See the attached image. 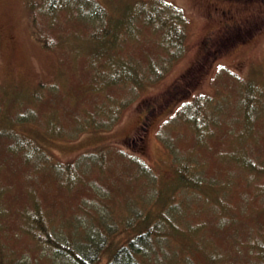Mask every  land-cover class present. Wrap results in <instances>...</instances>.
<instances>
[{
	"label": "rangeland",
	"instance_id": "obj_1",
	"mask_svg": "<svg viewBox=\"0 0 264 264\" xmlns=\"http://www.w3.org/2000/svg\"><path fill=\"white\" fill-rule=\"evenodd\" d=\"M54 1L52 10V0H0L1 244L24 261L19 264H74L61 253L38 247L27 235L34 216H42L52 233L66 236L84 234L100 212L128 217L149 201L159 175H170L173 157L176 163L202 166L196 172L203 190L229 188L228 200L221 198L214 213L209 205L198 211L194 202L178 211L191 220L192 232L199 233L194 242L184 243V248L203 247L195 255L197 264H208L207 248L219 255L215 264H264V178L249 186L245 176L264 174V104L254 99V93L264 96V3L242 13L258 20L234 33L250 34L247 40L213 56L200 83L186 94L192 97L174 107L176 112L193 101L192 109H185L193 120L194 107L207 104V116L194 121L198 134L193 136L178 112L165 123L172 108L150 123L140 151L125 137L137 132L142 99L166 89L197 61L203 47L208 45L209 54L217 46L206 38L216 26L208 15L213 4ZM175 5L185 8L183 55L154 84L138 91L123 84L137 76H155L180 53V43L163 38V15L171 19ZM168 47H175L172 54ZM181 195L188 198L187 191ZM158 244L154 241L148 250L158 258L147 264H166ZM167 248L170 253L182 250L176 241ZM43 258L47 261L40 262ZM104 262L105 257L96 264ZM180 262L168 258L169 264H186Z\"/></svg>",
	"mask_w": 264,
	"mask_h": 264
},
{
	"label": "trees",
	"instance_id": "obj_2",
	"mask_svg": "<svg viewBox=\"0 0 264 264\" xmlns=\"http://www.w3.org/2000/svg\"><path fill=\"white\" fill-rule=\"evenodd\" d=\"M226 2L237 6L239 10H247L249 7H253V5L258 3L263 4L264 0H226ZM55 3V1L51 2L52 8L56 7V5H54ZM209 3L213 4V1L210 0ZM175 7L176 9L175 12L172 13L173 17L171 19L168 15H163V19H165L163 38L167 41L176 40L180 43V53L168 61L164 70L161 72L157 70L155 74L151 73L155 76H137L132 81H129V83L128 81H121L123 84L127 83L138 91V88L147 87L153 82L156 83L163 79L162 77L168 71L172 61L174 64V62L183 55L186 50L185 13L180 6L175 5ZM236 10L237 9L232 10L231 14L226 13V16L217 14L211 16L212 10L208 13L209 17L216 21V26L210 30L206 38L211 39L212 42L217 44L216 47L219 49V52H221L223 48L230 49L232 48L230 46L244 40L243 35L234 36V33H236L240 25L245 23V21L243 22V20L239 18V15L244 10L239 12ZM140 12L146 13L143 11ZM148 20H151V18L148 17ZM222 23H227V26H221ZM174 48L175 47H168L166 50L172 54L175 50ZM207 49L203 47L201 54L198 55L199 57L197 61L192 64V67H187L166 89L160 91L158 94L156 93L152 98L142 99L140 104H142L141 109L143 114L137 125V132L125 137L129 144L141 151L144 147L142 137L143 134L146 133L150 123L153 122L154 124L158 115L161 117L165 112L169 113L172 108L173 113L171 117L167 116L165 123L170 121L178 112L177 117H183L180 120H183L190 126L191 131L194 133L193 136L198 134L199 130L194 121L196 118L207 116V104L201 103L194 107L195 117L193 120L192 114L187 113L189 110H185L190 107L189 101L183 106L181 104L176 112L174 111V107L179 104L177 102L183 103L187 101L185 99V94L193 85L197 86L200 83L202 74L206 72L204 69L207 67L202 69V66L209 64L210 60L213 58L212 52L209 54L206 53ZM151 70L154 71L155 67L153 66ZM254 95L255 100L259 97L261 100L260 102L264 104V96H262L261 93L260 95L254 93ZM122 107L123 105H120L115 108V112L118 111V114L115 116L116 120L119 119L122 114ZM134 153L139 155L137 152ZM136 154L132 155V157L137 160L139 157L136 156ZM172 160L175 164L172 163L173 167H170V175H159V180L155 182V184L157 183L155 186L157 190L149 192V201L143 204L141 209L131 212L130 216L127 217L124 214H119L115 217L111 213L100 212L101 217L94 214L97 221L94 222V220L91 219V226L84 234L66 236L57 232L52 233L49 223L42 216L37 215L34 216L33 221L26 227L27 235L36 241L38 247H48V249L57 254L61 253L60 255H62L63 258L71 259L74 264H96L104 257L105 262L103 264H147L152 259L156 260L158 258V255H153V258L151 252H148V250L150 251L149 247L153 245L154 241L160 242L161 246L158 244L157 248H160L161 252L166 254L164 263L169 264L168 258L171 257L172 260H181L180 263L197 264L195 255L199 250H202L203 247L195 245L184 248V243L187 240L194 242L196 236L199 237V233L192 232L190 227L193 223L184 215L179 214L178 211L183 206L190 205V202H194V206L198 211L200 208H205L206 205H209L210 209L208 210L214 213L216 204L221 203V198L228 200L227 193L229 188L219 185L217 188L212 186L208 190H203L197 186L200 176L196 170L202 167L199 163L191 162L188 164V162L184 161L176 163L173 157ZM206 174L212 175L208 172H206ZM194 175L195 180L193 178ZM245 176L249 181V183L246 182L249 186L264 178L262 172H248ZM177 179H179V182L172 187V182ZM162 181L167 184L163 186L164 183L162 184ZM171 187L172 189L170 190ZM184 191H187L188 198L181 195ZM209 198L212 200L210 201ZM217 199L220 202H216ZM200 203L203 207L200 206ZM216 210L218 209L216 208ZM168 212H171V214L169 215ZM2 213L4 215V208L0 211V214ZM184 222L187 223L182 224ZM184 225L185 227H183ZM61 238H64L66 242H63ZM169 241L178 242L182 250L170 253L167 248ZM6 245L7 244L2 245L0 242V264L23 263L24 261L20 262L14 258V252L7 249ZM207 250L210 252L209 254L206 253L208 264H215L219 255H216L214 250H210L209 248H207ZM42 260L40 262L47 261L45 258ZM36 263L38 264L39 262ZM54 263V261L51 262V264Z\"/></svg>",
	"mask_w": 264,
	"mask_h": 264
},
{
	"label": "flooded vegetation",
	"instance_id": "obj_3",
	"mask_svg": "<svg viewBox=\"0 0 264 264\" xmlns=\"http://www.w3.org/2000/svg\"><path fill=\"white\" fill-rule=\"evenodd\" d=\"M212 1H213V9L211 11V16H213V14L226 16V13L231 14V11L234 10V9H237L236 10L237 12L245 10V9H240L239 10V8L237 6L229 4L228 2H226V0L225 1L212 0ZM250 20L251 19L245 20L244 24L245 25H251V24H254V23L258 22V20H255V21H250ZM221 26H227V23H224V24L222 23ZM189 67H192V65L189 66Z\"/></svg>",
	"mask_w": 264,
	"mask_h": 264
},
{
	"label": "bare ground",
	"instance_id": "obj_4",
	"mask_svg": "<svg viewBox=\"0 0 264 264\" xmlns=\"http://www.w3.org/2000/svg\"><path fill=\"white\" fill-rule=\"evenodd\" d=\"M247 10H251V9H247ZM244 12H245V10H244L242 13H244ZM242 13L239 15V18H240V19H242L243 21L249 19V18H247L246 16H243Z\"/></svg>",
	"mask_w": 264,
	"mask_h": 264
}]
</instances>
